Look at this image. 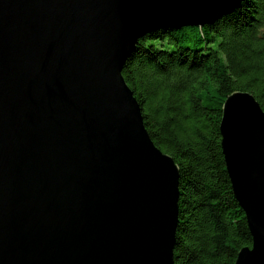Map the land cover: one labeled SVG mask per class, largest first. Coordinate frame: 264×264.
Wrapping results in <instances>:
<instances>
[{
	"label": "water",
	"instance_id": "obj_1",
	"mask_svg": "<svg viewBox=\"0 0 264 264\" xmlns=\"http://www.w3.org/2000/svg\"><path fill=\"white\" fill-rule=\"evenodd\" d=\"M243 0H0V264H177L180 168L123 75L148 32ZM264 264V110L230 94L220 124Z\"/></svg>",
	"mask_w": 264,
	"mask_h": 264
},
{
	"label": "trees",
	"instance_id": "obj_2",
	"mask_svg": "<svg viewBox=\"0 0 264 264\" xmlns=\"http://www.w3.org/2000/svg\"><path fill=\"white\" fill-rule=\"evenodd\" d=\"M123 75L156 145L180 168L177 264H234L253 237L222 148L227 97L252 93L264 110V0H243L213 23L141 37Z\"/></svg>",
	"mask_w": 264,
	"mask_h": 264
}]
</instances>
